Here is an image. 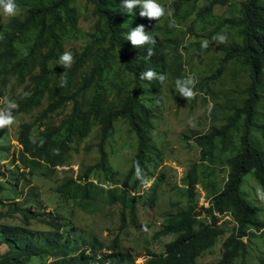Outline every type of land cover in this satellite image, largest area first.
<instances>
[{"label": "rangeland", "instance_id": "1", "mask_svg": "<svg viewBox=\"0 0 264 264\" xmlns=\"http://www.w3.org/2000/svg\"><path fill=\"white\" fill-rule=\"evenodd\" d=\"M55 1L57 0H15L20 9V14L16 17H25L29 8L24 7V4L41 2L49 5ZM242 1L216 3L215 0H158L171 11V16L152 20L150 25V30L162 43L166 66L164 74L167 79L161 89L157 90L159 93L152 91L151 81L144 79L140 84V99L153 115V127L148 134L155 149L147 156L145 177L140 184H135V175L128 186L124 187L138 147L137 136L125 120H118L113 126L104 148L107 157L105 170H93L90 174L92 198L84 200V205L79 204L80 199L73 200L61 194L59 187L69 179L76 180L83 176L87 168L97 163V126L91 129L85 139L74 138L66 154L65 165L57 168L49 178L45 175V170L37 171L33 175H23V169L18 168L19 162H14V156L19 155L23 149L19 143L22 125L37 122L33 130L34 141L44 140L47 131L56 129L69 118L74 106L69 104L50 119L41 121L40 116L49 105L48 98L44 100L41 108L30 114L15 115L14 109L12 114L16 123L0 128V167L4 174L0 175V214L5 216L0 220V240L2 225H12L33 231L35 234L32 239L41 245L46 246L54 241L53 227L38 220L26 223L23 215L15 211L18 206L22 210H31L38 215V219L59 222L61 233L70 239L69 245L74 256L79 254L81 247L88 245L85 243L96 240L99 241L97 245L104 248L102 254L109 255L110 252L106 249L113 245L118 236L121 240V249L118 252L124 257L122 264H146L150 253L164 254L166 244L173 241L175 235L155 239V233L161 230L166 218L172 214L191 206H195L196 211L208 207L211 198L222 190L227 180V160L241 147L242 132L238 129L232 132L231 144L227 149L217 140L212 148V155L203 160L202 149L195 142V138L219 129L228 121L234 107L241 105L247 97L245 89L251 83V76L243 61L237 58L230 60L222 73L216 76L225 56V47L242 43L241 28L229 22L241 18ZM260 1L264 4V0ZM72 7L77 12V20L62 39L64 52H72L74 62L70 68L58 65L59 58L50 63L51 87L60 86L61 74L65 78L88 46L102 36L101 29L97 26L98 19L92 12L93 5L88 0H73ZM140 10L137 6L131 14L128 13L120 26L129 27L135 19L141 17ZM12 19L0 11V34H4V27ZM170 22L175 26L170 27ZM216 34H227L228 41L216 43L212 40ZM204 40L209 41L207 48L201 47ZM143 48L145 46L139 49ZM21 53H27V49ZM92 64L90 61L77 77L74 82L77 89L81 88ZM190 74L198 80L195 86L197 95L194 99L186 100L176 91L175 82ZM103 78L105 105L115 106L132 85L131 76L123 72L118 53H114ZM30 83L29 81L28 85ZM26 88L27 86H14L13 83L7 98L15 101L19 107ZM260 92L262 97L251 138L264 152V82ZM94 94L95 88L84 93V110ZM3 106L0 104V108ZM66 134L64 129L55 139L62 141ZM195 164L199 184L196 196L190 198L186 177ZM16 179L20 180L19 186L15 185ZM257 188L263 187L254 173L250 172L243 180L242 193L258 220L264 223V202L257 196ZM156 189L157 193L154 194ZM122 191L127 193L126 208L120 202L111 201L110 194L121 195ZM154 195L156 200L152 202ZM133 202H136L137 209L136 224L132 222L129 209ZM123 211L127 221L126 226L121 228ZM217 216L222 234L216 245L204 253L197 264L220 262L223 256L222 244L237 226L230 214ZM199 219L202 225L211 223V218L206 214H202ZM64 241L65 239L61 240L59 245H63ZM244 242L247 243L245 264H264V230L254 233L249 239L245 238ZM10 249L9 243L3 242L0 245V254L7 253ZM52 260L34 257L29 264H49ZM241 262L242 258L236 261L238 264Z\"/></svg>", "mask_w": 264, "mask_h": 264}, {"label": "trees", "instance_id": "2", "mask_svg": "<svg viewBox=\"0 0 264 264\" xmlns=\"http://www.w3.org/2000/svg\"><path fill=\"white\" fill-rule=\"evenodd\" d=\"M215 1L226 3L228 0ZM88 2L93 5L92 12L98 19L97 26L101 29L102 36L88 46L85 53L77 59L74 67L65 77L67 81L65 86L51 87L50 63L63 54L62 37L74 27L77 20V12L72 7L73 0H57L49 5L41 2L24 4V7L29 8L25 17L13 18L4 27L3 39H0V100L5 96L8 97L9 88L13 83L14 86H27L22 94V101L14 112L15 115L33 113L41 108L46 98L49 100V105L40 116V121L50 119L69 104L74 106L69 118L56 129L47 131L44 140L34 141L33 130L37 122L22 125L19 143L23 149L19 155L14 156V162H19L18 168L23 169V175L26 173L33 175L37 171L45 170V175L49 178L57 168L65 165L66 154L74 138L83 140L93 127H98L97 163L87 168L83 176L76 180L69 179L59 187V192L66 197L73 200L80 199V205L85 204L84 200L92 198L90 188L92 183L89 180L92 171L105 170L107 161L105 143L118 120H125L138 140L137 153L133 157L124 187H127L130 180L137 175V168L139 175L135 184L144 181L145 161L148 154L155 149L148 134L153 127V115L140 99V84L144 80L140 79V75L149 68L164 74L166 67L162 43L150 30L152 20L140 17L129 27L120 26L128 14L121 6L122 0H88ZM241 12V18L229 22L241 28L242 43L225 47V56L216 76L222 73L230 60L237 58L243 61L249 68L251 76V83L245 89L247 97L241 105L234 107L228 121L219 129H213L195 138V142L202 149L203 160L212 155V148L217 140L227 149L231 144L232 132L238 129L242 132L241 147L227 160L229 167L227 180L222 190L211 198L208 207L196 211V207L191 206L166 218L154 238L175 235V239L166 244L164 254L150 253V259L146 264H197L199 258L216 245L222 234L217 214H230L237 224L233 233L223 242V256L217 264H238L236 261L240 258L242 262L239 264H245L247 243L244 239H249L254 233L264 230V223L258 220L242 193L243 180L250 172L254 173L257 181L264 188V152L252 142L251 138L262 97L260 90L264 82V4L260 0H243ZM140 24H143L145 31L156 40L154 45L147 44L143 50L134 48L131 42L126 40L130 29ZM104 45L107 46L101 51ZM149 47L155 52L151 58H148L146 53ZM25 48L27 53L22 55L21 52ZM114 53L120 55L123 72L131 76L132 85L115 106L107 107L104 101L103 77ZM90 61L93 63L91 69L81 88L77 89L74 82ZM29 81L30 85H28ZM161 86L162 84L157 80L150 82V88L155 93H159L157 90L161 89ZM90 88H95V94L84 110L82 98ZM25 93H28L26 97ZM64 129L67 131L66 137L62 141L56 140V136ZM0 175L4 176L1 167ZM186 178L188 195L194 198L199 184L196 164L188 171ZM19 181L16 179V186H19ZM155 193L157 189L154 190ZM110 196L113 203L120 202L123 207H127L126 192L122 191L121 195L110 194ZM155 200L154 195L152 202ZM129 209L132 222L136 224V202H133ZM15 211L23 215L26 223L38 220L53 227L54 241L44 246L32 239L35 233L30 229L2 225L0 245L7 242L11 249L7 253L0 254V264H29L34 257L52 258L49 264L124 263L123 255L118 252L121 249L119 236L114 239L113 245L106 249L110 252L109 255L102 254L104 248L98 246L99 241L96 240L85 243L90 248L88 245L81 247L79 254L74 256L69 245L70 239L65 238L61 233L59 222L38 219V215L31 210H22L18 206ZM202 214L211 218L210 224L200 223L199 218ZM4 217L0 214V220ZM126 221L127 216L123 211L121 228L126 226ZM63 239H65L64 244L59 245Z\"/></svg>", "mask_w": 264, "mask_h": 264}, {"label": "clouds", "instance_id": "3", "mask_svg": "<svg viewBox=\"0 0 264 264\" xmlns=\"http://www.w3.org/2000/svg\"><path fill=\"white\" fill-rule=\"evenodd\" d=\"M121 6L125 12L129 14H131L133 10L139 6L141 9L139 15L150 20L157 21L166 15L171 16V11L167 10L164 5L158 2V0H122ZM0 11H2V13L9 18H14L20 14V9L15 0H0ZM169 26L174 27L175 25L173 22H170ZM0 39H3L2 34H0ZM126 40L130 41L134 48H142L147 44L154 45L156 43L155 38L150 36L148 32L145 31V26L143 24L132 28V30L127 34ZM212 40L216 43H226L228 41V36L227 34H216L212 37ZM208 46V40L202 41V48H207ZM146 53L148 58H151L155 54L154 49L151 47L146 49ZM73 62L74 54L70 51H65L59 57L58 65L63 66V68H70ZM140 79H146L148 81L157 80L163 85L167 76L166 74L157 73L155 70L149 68L141 73ZM66 83L67 81L62 73L61 86H65ZM197 83V78L190 74L182 79L176 80V91L186 100L194 99L197 95V92L195 91ZM24 95L26 97L28 93H25ZM0 104L4 105L0 108V128H6L14 125L16 123V118L13 116L12 112L14 109L18 108V104L13 100H9L7 96L0 100ZM137 175H139V168H137ZM257 196L262 202H264V188H257Z\"/></svg>", "mask_w": 264, "mask_h": 264}]
</instances>
